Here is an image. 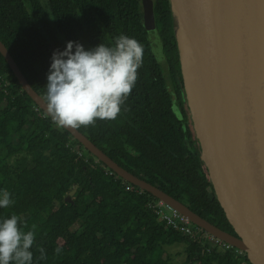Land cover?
<instances>
[{
    "label": "trees",
    "instance_id": "16d2710c",
    "mask_svg": "<svg viewBox=\"0 0 264 264\" xmlns=\"http://www.w3.org/2000/svg\"><path fill=\"white\" fill-rule=\"evenodd\" d=\"M153 1L175 100L152 53L140 0H46V6L42 0H0V41L43 98L51 54L66 41H78L85 49L101 42L111 45L121 34L140 41L144 62L121 113L77 130L129 173L223 232L234 233L200 160L183 102L169 0ZM175 101L182 120L173 115ZM11 158L18 163L13 171L4 164ZM107 172L111 170L39 110L0 54V188L15 201L0 209V217L20 216L24 231L35 225L33 264H251L247 256L227 251L203 254L198 241L158 222L150 208L155 198ZM75 225L79 228L73 231ZM174 245H183V262L167 252Z\"/></svg>",
    "mask_w": 264,
    "mask_h": 264
},
{
    "label": "water",
    "instance_id": "95a60500",
    "mask_svg": "<svg viewBox=\"0 0 264 264\" xmlns=\"http://www.w3.org/2000/svg\"><path fill=\"white\" fill-rule=\"evenodd\" d=\"M169 3L200 160L236 236L120 167L77 129L64 130L116 176L241 250L251 264H264V0ZM141 5L144 25L155 32L152 0H142ZM0 54L22 91L45 113L44 98L30 86L1 41Z\"/></svg>",
    "mask_w": 264,
    "mask_h": 264
},
{
    "label": "clouds",
    "instance_id": "9594fccd",
    "mask_svg": "<svg viewBox=\"0 0 264 264\" xmlns=\"http://www.w3.org/2000/svg\"><path fill=\"white\" fill-rule=\"evenodd\" d=\"M144 52L140 41L124 34L111 45L101 42L89 49L78 41H66L50 57L44 86L46 115L61 129L116 119L136 85ZM14 202L12 193L0 188V209ZM23 226L16 214L0 217V264H33L35 225L29 231Z\"/></svg>",
    "mask_w": 264,
    "mask_h": 264
},
{
    "label": "built area",
    "instance_id": "2783aa9c",
    "mask_svg": "<svg viewBox=\"0 0 264 264\" xmlns=\"http://www.w3.org/2000/svg\"><path fill=\"white\" fill-rule=\"evenodd\" d=\"M107 174L113 176L114 173L111 171L107 172ZM129 189L130 187L127 186L126 190ZM140 193H142V190H140ZM150 208L157 216L158 222L164 224L166 228L180 233L190 241H198L203 249V254L205 252L211 253L213 250H218L222 252H231L238 258L246 256L241 250L207 234L204 230L191 223L187 217L174 209H170L163 202L156 199L151 202Z\"/></svg>",
    "mask_w": 264,
    "mask_h": 264
},
{
    "label": "rangeland",
    "instance_id": "374dc122",
    "mask_svg": "<svg viewBox=\"0 0 264 264\" xmlns=\"http://www.w3.org/2000/svg\"><path fill=\"white\" fill-rule=\"evenodd\" d=\"M140 1L142 2V0H140ZM42 2H43V5L46 6V4H47L46 0H42ZM143 22H144V20H143ZM144 26L146 28V31L148 32V35H149V42H150L152 53H153L155 59L158 61V63L162 66L166 80H167L168 87H169L170 91L173 93L174 90H173V79L171 77L172 74L170 73L168 63H167V61L163 55L164 53L162 52L160 40H159L158 35H157L156 25H155V30H154L155 32H151L152 30L150 29L149 26H146V25H144ZM174 100H175V98H174ZM183 102L185 103V106H187L184 96H183ZM187 110H188V108H187ZM172 111H173L174 117H176L180 120L183 119L181 108L177 104V101L174 102V106H173ZM18 158H20V157H18ZM16 159L17 158L8 159L4 163L5 166H8V168L11 171L15 170L18 167V163H17ZM4 164H3V166H4ZM78 228H79V225H75L72 230L75 231ZM167 252L170 253L172 258L178 262H183L185 259L183 245H174L172 247H169L167 249Z\"/></svg>",
    "mask_w": 264,
    "mask_h": 264
},
{
    "label": "flooded vegetation",
    "instance_id": "af4514ba",
    "mask_svg": "<svg viewBox=\"0 0 264 264\" xmlns=\"http://www.w3.org/2000/svg\"><path fill=\"white\" fill-rule=\"evenodd\" d=\"M152 2H153V10H154V1L152 0ZM160 45H161V44H160ZM172 94H173V97L176 98V97H175V92H174V91H173ZM188 113H189V112H188ZM189 118H190V116H189ZM192 129H193V127H192ZM193 132H194V131H193ZM195 138H196V137H195ZM123 181H124V180H123ZM228 234H230L231 236H236L235 233H228Z\"/></svg>",
    "mask_w": 264,
    "mask_h": 264
}]
</instances>
